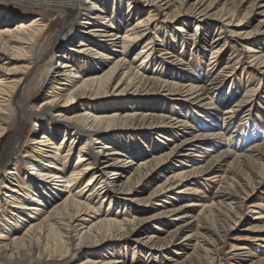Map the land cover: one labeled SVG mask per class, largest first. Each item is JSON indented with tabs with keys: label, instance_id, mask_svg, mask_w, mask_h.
I'll return each mask as SVG.
<instances>
[{
	"label": "bare ground",
	"instance_id": "bare-ground-1",
	"mask_svg": "<svg viewBox=\"0 0 264 264\" xmlns=\"http://www.w3.org/2000/svg\"><path fill=\"white\" fill-rule=\"evenodd\" d=\"M21 8H49L60 25L50 33L55 20L21 16ZM168 21L173 26L163 25ZM212 30L218 35L208 42L204 37ZM177 39L182 46L192 41L196 54L210 51L203 81L178 73L189 68L181 53L172 52ZM234 43L240 57L229 55L219 68ZM262 45L264 0H0V141L10 135L0 169L14 165L0 174V264H64L69 254L86 256L72 264H124L113 253L125 252L129 242L133 254L138 250L149 259L176 248L173 256H186L183 262L168 256L171 264H234L252 257L246 243L225 247L243 213L253 211L250 195L264 183L263 139L245 147L240 136L242 126L253 122L262 91L239 82L243 95L225 109L214 93L228 82L231 91L240 66L264 83ZM48 54L53 64L41 102L31 93ZM170 65L175 70L162 69ZM118 96L130 106L115 104ZM125 107L130 111H110ZM182 108L204 126H189ZM220 117L223 123L214 125ZM28 122L33 132L22 149L18 135ZM128 130L134 134L123 132ZM182 135L187 137L166 152L171 137ZM64 142L68 148L59 155ZM19 163L26 185L16 180ZM223 164L227 168L218 175ZM211 183L216 190L205 201L201 187ZM181 199L188 201L173 204ZM99 201L114 207L116 217H100ZM166 219L163 226L180 222L168 235L148 233ZM261 237L255 239L264 242Z\"/></svg>",
	"mask_w": 264,
	"mask_h": 264
},
{
	"label": "rangeland",
	"instance_id": "rangeland-1",
	"mask_svg": "<svg viewBox=\"0 0 264 264\" xmlns=\"http://www.w3.org/2000/svg\"><path fill=\"white\" fill-rule=\"evenodd\" d=\"M5 2H7V0H4ZM11 1V0H10ZM21 16L23 15V13H25V15H23L24 17H36L38 15L42 16L44 20H55L51 26V30L50 33H54V31L57 30L58 26L60 25V18L56 19L54 18V16L51 15L50 13V9L49 8H35L32 10L29 9H23L21 8V11L19 10ZM161 20V19H160ZM255 20H253L251 23H249V25H247L246 27H243L242 29V33L245 31H249L251 30V28H253V26L255 25ZM161 25L163 23H160ZM167 27H171L173 26V24L168 21L165 24ZM165 26V27H166ZM177 27V26H174ZM194 26L190 27V31L188 29V35L191 34V31H193ZM122 32V31H121ZM200 32V31H199ZM218 30H212V33L210 35H206V37H204V39L208 42H210V39L213 37H217ZM200 35V34H198ZM201 37H203V35L198 36V40L201 39ZM156 40V39H155ZM159 40V39H158ZM244 40H240V42H242ZM182 41H179V39L176 40V45L173 46L172 52L175 54L180 55L184 62L188 65L189 70H187L186 72H183L182 70H178L183 68L182 66H177L176 69L179 71V74H190V75H195L196 77L201 78V80L203 81L205 76L207 74H210V72H208V67H207V61L208 58L210 57V51L208 49L205 50H201L200 53H195V49L193 48V43L192 41H189L188 45L185 44L184 46H182L181 44ZM157 43V42H156ZM159 43V42H158ZM237 43L231 44L228 49H227V53H225L222 56V60L221 63L219 65V68L222 67L225 62L227 57H229V55L239 58L240 54H239V47L236 45ZM183 47V48H182ZM203 48V47H201ZM264 49V46L262 45V47ZM191 49V50H190ZM174 50V51H173ZM187 51V52H186ZM184 52V53H183ZM190 52V53H189ZM134 52H130L128 54V58L127 60H133L134 57ZM192 53V54H191ZM154 55H156V53H154ZM199 55V56H198ZM51 54H48L45 59H44V64L42 62V64L40 65V69L37 72V77L35 80V87L33 92L31 93V95L33 96V98L35 100L39 99L41 102L42 100H44L46 98V96L44 97H40V95H42L43 92H45L46 90V86H47V81L49 78V74L51 72V65L53 64V61H51ZM48 63V64H46ZM55 63V62H54ZM50 64V66H49ZM50 67V68H49ZM155 65H149L148 69L151 72H154L155 69ZM244 66H240V68L236 71L235 75H234V80H236V82L234 83V87H232L231 91H228V87L231 85L230 82H228V85L225 84L221 90L214 93V96L216 97V99L219 100H223L224 105L222 106V108H228L231 107L238 99H240V96L243 95L245 87L242 85H238L239 82L242 83H248V85L250 87L253 88H259V90L262 91L261 95L258 98V101L256 103V111H254L252 113L253 115V122H251L250 124H248L246 127L242 126V130L240 132V136L243 137L245 142V147H249L254 144H258V143H262L264 141V83L263 80H261V82L259 83V76L250 68H246ZM160 69V67H159ZM163 70L165 71H172L175 70V66L170 65L168 66V68L162 67ZM218 70V69H217ZM178 74V76H175L176 79L180 78V75ZM175 79V78H174ZM258 85V86H257ZM225 89V90H224ZM224 90V91H223ZM227 91V92H226ZM218 96V97H217ZM221 96V97H219ZM146 100V98H141L139 101H144ZM83 102H86L85 100H82ZM127 101V102H126ZM113 102L117 105H121V106H125L129 107L130 105L128 104V100L126 97L124 96H118L116 97V99L113 100ZM221 102V103H223ZM82 103V102H80ZM127 103V104H126ZM84 104V103H83ZM125 104V105H124ZM77 106V105H76ZM78 108L80 107H86L84 105L78 104L77 106ZM119 108V109H112L110 111L112 112H117V113H121V112H129L130 109L128 108ZM133 110H136V108H132ZM183 109V108H182ZM180 110V112L182 113V116L185 117L186 121L188 122L189 126H193L195 128H201L204 126V124L206 122L200 120L199 118H197V116L195 114H193L190 111L187 112L186 109ZM166 113V112H165ZM168 114V113H167ZM259 117V118H257ZM199 119V120H197ZM239 119L240 116H238V118H236V120L234 121V123L230 126L231 130H234V127L236 128V126L239 124ZM198 123V124H197ZM218 123V124H216ZM216 123H214V125L218 126L219 124L221 125L223 123V120L221 119V117L219 118V120L216 121ZM199 125V126H198ZM198 126V127H197ZM122 131V130H121ZM33 132V125L32 122H28L26 127H24L18 137L21 139V145L20 147L22 149H24V144L26 143V141L31 137V134ZM123 132H127L126 134H134V130H128V131H123ZM247 133V134H245ZM39 134V132L37 133V135ZM155 136V135H154ZM154 136H152L154 138ZM187 136H177V137H171V139L168 141V144L166 146L165 151L168 152L170 150V148L179 140L185 138ZM152 138V139H153ZM9 139H10V135L6 134L5 137H3V139L0 141V164L3 162L6 154H7V148H8V143H9ZM263 139V141H262ZM128 139H126L127 141ZM132 141V145L135 144L134 146H136L138 144L137 139L134 137ZM151 140V139H150ZM61 139H58V143H60ZM248 141V142H247ZM220 142L226 143L227 142V136H225L224 138H222V140H220ZM126 143L129 144V142L127 141ZM150 143V142H149ZM247 143V144H246ZM126 144V146L128 145ZM69 145V142H64L62 144V150L59 152V155H62L63 153H65V151L67 150ZM125 145V144H124ZM80 144H77L76 146H74V151L71 152V156L69 158V166L70 168L75 164V162L77 161V156H78V149H79ZM118 146V145H117ZM120 148H122L121 146H118ZM136 154H143L142 152H137ZM192 153L189 154L188 158H192L191 157ZM23 164L19 163L15 166L16 169V173L18 174V177H16V180H19L20 183H23L24 185H26V176H25V170L23 169ZM13 164H10L9 166H6V168L4 170L0 169V174H3L4 171L13 168ZM227 168V164H223L222 168L220 169V171H218V175L223 174L224 169ZM92 175V173L88 174L87 176H85L81 182L84 183L87 181V179ZM129 175V173H127L125 176ZM128 177V176H127ZM121 180H125V178H122ZM178 182L173 181L172 185L175 187H177ZM201 191L202 193H206V195L208 196L207 199H205V201H209V199L212 198L213 193L216 190V185H212L208 184V186H202L201 187ZM78 190V188H76V191ZM179 190V189H177ZM181 195V194H180ZM202 194L198 195V197H202ZM251 197V209L253 210L252 212H248L245 211L241 217V219H239V221H237L236 226L233 227V229L231 230V232L228 235V238H226V247H225V251H227L229 249L230 244L232 243H246L248 244L250 250L253 252V256L248 258V259H244L242 261H239L237 263L234 264H264L263 262H261V259L264 260V242L263 241H257L255 238L262 236L261 238H264V183L262 185L259 186V188H257L253 194L250 195ZM166 196H164L161 200L165 199ZM188 201V199H181V200H177L175 202H173L174 205H183L186 204ZM190 201V200H189ZM170 203V202H169ZM98 206L101 205L100 207V213L99 216H101V214L104 213H108V216L111 218H114L116 216H114L113 214L116 213V209L112 206H110V208H108V204L107 203H100V201L97 203ZM2 204H0V209L2 211ZM197 212V211H196ZM194 212V213H196ZM110 213V214H109ZM150 212H146L145 215L143 216H147ZM3 214L0 212V216H2ZM93 215V214H91ZM121 212L118 213L117 218L121 219L122 217ZM260 217V218H259ZM167 221L166 220H161L160 222L156 223V225L153 226V228L151 230H149L148 233H158V234H163V235H168L169 233H171L179 224L180 220L178 221H171L170 224L163 226V222ZM162 223V224H161ZM212 225V224H211ZM263 227V228H262ZM262 228V229H261ZM157 229H161L159 232L157 231ZM181 236H183V234H181ZM240 238H248L251 239V242H244V241H239L238 239ZM182 239V238H181ZM180 239V240H181ZM255 239V240H254ZM179 240V241H180ZM134 245L132 243H128V247L126 248L125 252L122 253H117L114 252L113 253V258L115 261L124 263V264H128L129 261L131 260V258L133 257V263L135 264H171V261H167L165 260L168 256L172 258H174V260H178L179 262H183L185 260L184 254L182 255H178V256H173V251L176 252V249H172L171 252H167L164 254H160L157 256L152 257V259L148 258L147 253H141V252H137L138 250H135L136 253L133 254V250H134ZM37 256V254L35 255ZM71 256H74L75 258L70 259ZM86 257V256H85ZM85 257H77V255L74 254H69L67 256V258L64 261V264H72V262L74 261H79V260H83L85 259ZM46 263L49 264H60L56 261H45ZM232 262H227L225 264H231ZM32 264H34V262H32Z\"/></svg>",
	"mask_w": 264,
	"mask_h": 264
}]
</instances>
